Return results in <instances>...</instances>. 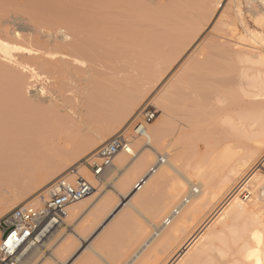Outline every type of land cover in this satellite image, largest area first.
I'll list each match as a JSON object with an SVG mask.
<instances>
[{
	"label": "bare ground",
	"instance_id": "1",
	"mask_svg": "<svg viewBox=\"0 0 264 264\" xmlns=\"http://www.w3.org/2000/svg\"><path fill=\"white\" fill-rule=\"evenodd\" d=\"M136 1L0 0V178H7L9 181L11 178L23 182L20 186L21 191L17 190L16 193L15 191L12 193L14 195L11 201L13 204L9 203L6 207L2 203L1 211L18 207L19 203L23 204V201H20L22 195L30 187L37 191L32 196L34 198L26 204L45 203L51 188L47 189L49 183L64 172L79 155L89 153L93 154L92 158L98 156V152H95L102 146L104 136L90 137L88 134L87 138V136L76 137L72 134L80 127L79 125L85 124L83 120L86 119V113L94 109L105 112L117 111L115 124L121 126L128 115L145 98L155 73L154 71L153 73L147 72L146 68L145 71L143 65L141 66L143 70L140 67L137 68L135 64L141 61L142 57L147 56L146 47L149 41L150 47L154 46L151 42L153 38L148 39L147 34L141 35L144 34L142 32L141 34L134 33V37L128 35L123 28L126 26L123 17L127 14L126 16L131 18L129 7L132 4L135 7L132 5L133 9L130 7V10L134 11L143 4L138 2L151 3L155 0ZM231 2L233 3L232 0L228 2L227 0L195 1L197 13L212 12L215 15L222 9V14L227 18L235 12L238 17H241L240 26L234 23L233 26L231 23L232 28L230 25L228 27L230 29L221 32L219 37L217 34L216 42H212L213 38H209L206 40H210L211 44L203 43L190 48L187 60L182 64H177L170 82L165 83L166 85L161 89L163 98L161 97L160 105L162 104L161 108H163L160 110L162 117L160 116L159 122L154 127L152 124H148V127L144 126V132L135 144L137 150L133 149L130 154L124 152L118 154L109 169L111 173V171L123 168L130 160H139L138 155L140 156L141 151L143 155L146 150L155 152L157 147H164L170 135H172V140L179 141L184 136H189L190 133L196 132L203 135L218 124H225L246 134L249 133L255 137V142L250 146H245V158L231 166L229 170L218 166L228 155L226 153L229 147L225 148V151L221 150L220 154L219 151L215 153L210 149L209 157L206 155L208 160L204 158L206 162L200 159L201 162L194 164V175L191 178L184 183L179 180L180 182L175 183L174 188L172 186L173 190L169 188L174 191L172 197L179 199H176L178 203L168 215L165 211V204L162 206L165 208L158 209V214L166 212L163 221L159 224L155 219L144 218L147 225L154 231L145 240L146 242H143L142 246L130 256L131 258L123 262L125 264L146 263L144 254L150 255L159 246L162 248L167 242L178 239L193 219L195 221L201 219L202 216L197 215L198 209L204 207L207 199L213 201L211 204L214 206L224 197L228 200L226 202L223 200L219 204L218 210L205 226L206 231H209L213 225L217 226H213L211 228L213 230L207 234L198 235L195 239L206 241L203 244V250L214 248L219 250L215 242L220 243V246L224 244L232 250L233 259L228 264H264V173L262 172L264 171V160L261 172L255 170L243 177L244 171L251 164L264 158V32L249 26L242 13L243 1L236 4V11L233 10ZM244 2L246 12L253 18L254 24L261 25L262 29L264 0H244ZM124 19L127 18L124 17ZM151 37L155 38L152 34ZM150 51H154V48ZM157 51L159 52V49ZM151 55L153 56L150 53L149 59ZM142 61H145L144 58ZM118 66H129L127 68L130 72L127 73L129 78L126 72H123L126 74V79L133 81L129 84L130 88H128L127 81L125 82L126 87L125 84H119L120 81H116L118 85L114 84L115 81L113 82V86L115 85L113 89L109 88L108 84V87L105 86V76L111 78L112 74V71L110 74L108 71L114 68L117 70ZM157 68L158 66L156 71ZM101 74L105 81L103 84L98 82V75ZM125 77L121 78L122 83ZM35 82L45 84L38 90L35 88ZM109 82L112 84L110 79ZM235 88L239 98L234 94L231 98H237L238 102L233 105L234 107H232L234 103L228 107L226 102L230 99L228 101L227 98ZM169 95V104L173 99L172 105L165 101ZM170 116H172L171 121ZM85 122L87 125V121ZM171 122L173 132L170 134L169 123ZM88 124L90 125V122ZM87 130L90 131L88 128ZM176 143L172 145L175 146ZM197 153V156L203 154L200 149ZM141 159L139 164L143 170L142 165L146 163V160L143 158L144 162L142 159L141 164ZM218 159L220 161L217 163ZM160 160L162 161L159 165L156 168L151 167L148 173L134 183L133 187L129 183L127 188H131L126 192L123 188L124 185L126 189L124 177L122 185L124 194L121 198L129 200L126 205L140 206L153 199L160 191L163 180L170 178L171 173L177 172L179 161L177 152L168 161L162 157L159 158ZM33 163L40 164L44 169L37 168L38 165L31 166ZM215 165L219 167L218 170ZM40 171L46 174H40L41 176L38 174L34 177L33 174L31 175L32 172ZM191 171L193 172V167ZM27 173H30L29 177L26 176ZM156 173L160 175L157 176ZM72 175L71 172L65 178L71 179ZM105 175L107 174L104 173L101 177L95 178L100 185L92 184L93 192L90 196L67 208L64 222L40 246L27 250L22 264H28L29 259L35 256L38 249L44 247L46 251L50 250L54 235L58 231L61 232V228L69 227L71 219L79 217L93 205L94 200L102 191L101 185ZM81 177L84 178L82 174ZM192 178L198 179V183H195ZM122 179L119 180V184H122ZM129 179L128 182L133 184V180ZM178 179L173 180L171 185L178 182ZM30 180H33L31 184ZM166 182L168 183L167 180ZM186 185L191 190L189 189L190 192L184 197ZM243 191L251 193L250 198L245 199V201L250 200L248 204L238 198ZM253 193L255 194L254 199L252 198ZM199 197L200 200L201 197L205 200L197 203ZM180 198L181 201H178ZM172 200L175 204L174 199ZM169 206L167 209L170 208ZM175 211L177 212L174 213ZM201 211H204L203 208ZM202 214L203 212L200 215ZM197 216L199 217L196 219ZM169 219L171 222L165 223ZM195 239L183 247L184 252L179 250L168 264L183 263ZM232 245H238V248L235 250L231 247Z\"/></svg>",
	"mask_w": 264,
	"mask_h": 264
},
{
	"label": "rangeland",
	"instance_id": "2",
	"mask_svg": "<svg viewBox=\"0 0 264 264\" xmlns=\"http://www.w3.org/2000/svg\"><path fill=\"white\" fill-rule=\"evenodd\" d=\"M195 1L196 0H155L151 3H149L148 1L138 2V3H143L142 6L138 8H137L138 3H136L137 9H135L134 11L130 10V7L132 5L133 7H135L134 4H132L129 7V13L132 14L131 18L129 19V16L127 17L126 14L124 17L127 18L126 19L127 21L129 20L127 22L123 17L124 23H126V26H123V28L128 32V35H133L134 37V33L137 34V32H139L141 34L142 32L144 34L141 35L147 34L148 39L152 40L151 38H153V41L151 42L154 44V46L151 45L152 48L149 45L150 41L147 44V47L146 44L144 43L145 47L149 50L148 51L146 49L147 56L142 57V59L144 58L145 61H142V59H140L141 61L135 64V67L137 66V68L138 67L141 68V66L143 65V69L145 70L146 68L147 72L151 71L153 73L154 71L155 76H153L152 78V84L149 86L145 98L139 103L138 107L128 115L124 124H122L121 126L119 125L117 126L115 124L116 115H118L117 111L112 110L113 112H105L104 110L98 111L94 109L95 111L94 110L91 111L89 109L90 114L89 112L86 113L85 114L86 119L83 120L85 124H86L85 121H87L88 126L85 124L83 125L81 124L82 126L79 125L81 129L79 127L78 129L80 130L77 129L75 130V132H72L74 136L79 137L83 135V136H87V138L89 137L88 134L90 135V137L96 135L104 136V142H103L104 144L106 141H108L109 139H111L112 137L118 134H122V133H125L126 135L132 134L133 128L136 124L143 123L146 127H148L149 125L144 123L145 114L148 112L156 113L155 119L152 121V123H150L152 124L153 127L159 122L160 116L162 117V112L160 110H162L163 108V107L161 108L162 104L160 105V102L162 101L161 89L167 84L168 81L170 82V79L172 78L174 72V68L177 66V64L178 65L182 64V62L187 60L189 56L190 48L191 47L194 48L195 46L197 47L198 45H202L203 43L211 44L212 42H216L217 34H219L218 35L219 37L221 32H224L225 30L232 28V25L234 26V24L240 26L239 19L241 17H238V15L235 12L234 14L232 13L230 15L231 17L229 16L230 18L228 16L226 18V16L222 14V9H220L219 12L216 13L215 15H213L212 12H206L205 14L197 13L195 11ZM232 1L233 3L231 2L230 4L233 5L232 8L234 11H236V7H235L236 4L242 3L243 1L244 5L243 4L241 5L243 11L242 13L244 14L243 17L245 18L249 26L252 29L258 31L263 30L262 32H264V26H262L261 29V25L258 26L254 24V20L251 17V15H249L246 12L244 0H232ZM131 9L133 8L131 7ZM229 26L230 28H228ZM130 31H134V32L131 33ZM151 34L155 36V38L151 37ZM209 38H213L212 42L210 40L208 41L206 40ZM139 39L141 38L139 37ZM148 46L151 50L154 48V51H156V53L154 54V51H150ZM157 46L158 48H156ZM167 48L169 49V52ZM157 49H159V52L162 55L159 54ZM163 50H165L166 52ZM150 53L153 54V56L151 55L149 59L148 56ZM139 63L141 64L139 65ZM161 63H163V65ZM151 65L153 67H151ZM148 66L150 70L148 69ZM157 66L158 68L156 71ZM120 67L118 66L117 70L114 68L115 71L113 69L108 71L109 74L112 71L113 75L111 74V78L109 75H108L109 77L105 76V78L102 76V74L98 75V80H99L98 82L100 84L101 83L103 84L105 82L104 80H106L105 86H107L108 84L109 88L111 87V89L115 88L114 87L115 85L113 86L114 81H115L114 84L116 85H118L116 81L117 82L120 81L119 84L122 85L125 84L124 85L125 87H126L125 82L127 81L128 82L127 85L129 86V84L133 82L131 81V79L129 80L126 79L125 77L127 73H130L129 69L127 70L129 66L128 67L125 66L126 69L124 66H120ZM123 71L126 72V74ZM115 74H117V76ZM127 76H128L127 78H129L128 74ZM122 77L123 78L125 77L123 83H122L123 79H121ZM109 79L112 81V84L111 82H109ZM44 84H45L44 82L34 83V85L36 86L35 88L38 90H40ZM130 87L131 85L128 88ZM230 93H231L229 94L230 98L229 96L227 98L228 101L229 99L230 101L226 102V106L228 104L229 107V105L234 103L232 104V107H234L233 105H236V102H238L237 98H239V95L236 92V88L232 90V92ZM233 94L237 98L235 99L234 97L231 98ZM168 99H170V95L167 97V100L164 99L167 102V104H169ZM170 101L173 102V99H171ZM171 102L169 105H172ZM170 115H172V113ZM96 119H98V121ZM171 119L172 116H170V121ZM88 122H90V125L88 124ZM114 124L115 126H113ZM172 125H173L172 122L171 124L169 123L170 134L173 132ZM218 125H216L215 127L213 126V128L210 131L205 132V134L203 135H201V133L199 134L196 132L190 133V135L187 134L189 136L186 137L184 136L181 140L179 141L177 140L178 143H176L177 142L176 140L174 139L172 140V135H170L168 138L169 140L168 142L170 143L167 142L166 143L167 145L165 144L166 146L164 145V147L161 146L159 148L157 147V149L155 148L157 151L155 150L154 152V150L152 151L146 150L143 153V155H141L142 151L139 152L140 156L138 155V157H140V159L145 158L146 163L148 160V163L146 165L143 159L144 162V164L142 165V168H144L143 170H141L139 164L140 159L139 160L134 159L136 162H134V160L132 161L130 160L128 164L123 166V168L117 171H111V173H110V169L108 168L107 169L108 171L107 170L105 171V174L107 175L103 177L104 181L101 179L103 182L101 185L102 191L100 192V195L96 197V200H94L93 205H91L82 214L80 215L78 214L79 217L77 216V218H74V220L71 219V225L69 227L67 228L64 227L65 229L61 228L60 230L62 231L61 232L58 231V233L55 234L54 237L52 238V241L50 243V250L46 251L44 247L38 249L37 250L38 252L35 254V256L29 259L28 264H125L123 262L124 261L126 262V259L127 260L130 259L131 258L130 256L134 254L138 250V248L142 246L143 242H146L145 240L149 238L154 231L151 227L147 225V223L145 222L146 220H144V218L146 219L148 217L155 219L156 223L159 224L160 221L161 222L163 221V218H165L164 216L165 213L168 212L166 213L168 215L178 203L176 199L179 198L172 197L173 196L172 192H174L172 190L174 188L175 183H179L180 182L179 180H181V182L184 183L187 179L191 178L194 175L193 174L194 166L196 165V163L198 164L199 162H201V160L202 162H206L204 158L208 160L207 156L208 153L209 154L211 153V151H215V153H217L216 151H219L220 154L221 150L224 149L225 151V148L227 149L228 147H229V151L228 153H226V155L227 154L228 155L225 157V159L221 161L220 164H218V166L225 168V170H229L231 166H233L234 164L245 158L244 148L245 146H250L254 144L255 137H252L249 133L246 134L241 130L231 128L225 124H221L219 126ZM87 128L90 129V131L87 130ZM137 140L138 137L133 141V149H136L135 144ZM172 143L173 144L176 143V145L174 146L172 145ZM206 146L209 147L206 148ZM202 148L205 152L202 150ZM198 149L201 150V154L203 153L202 155H198V156L196 155ZM98 150L95 153H97ZM176 152L179 159V161L177 160L178 161L177 172L175 171L171 173L172 175H169L170 178L167 177L165 178V180H163L161 184L162 186L160 185L159 188L160 191H158V193L155 196L156 198L154 197L155 199L153 198L145 202L143 205L140 206L135 205L136 208L134 207V205H130V204L126 205L129 200H123L121 198L124 192L128 191L131 187H133L134 183H137L143 175L148 173L149 169L158 163L160 157L164 158L165 160L167 159L168 161V159H171V157ZM219 154L217 156H219ZM222 156H225V154H222ZM92 157L93 154H89V153H82L81 155H79L74 160V162H72L64 170V172H62L60 175H57L56 178H54L52 182L49 183L47 189H49L59 178L65 177L67 174L71 172L72 173L79 172V175L81 176L82 174V176H84V178L87 179L91 184L93 185L95 184L97 186L100 185V182L95 179V177L92 175L90 170L89 164H91L92 161L97 158V157L95 158ZM142 159H141V164H142ZM263 160L264 158L259 159L255 164H251V166H249L244 171L243 177H245L249 173L254 172L255 170L261 172ZM218 161H220V159L217 160V163ZM32 165L33 166L38 165L37 168L44 169L40 164L33 163L31 164V166ZM166 165H168V163ZM43 166H45V164H43ZM192 167H193V172L191 171ZM215 168H217L218 170L219 167L215 165ZM262 172L264 173V171ZM108 173L111 175H109ZM38 174L45 175L46 173H44V171L31 173L33 177L36 175L38 176ZM173 174L176 176H174ZM29 175L30 173H27L26 176L29 177ZM156 175L159 176L160 174L156 173ZM124 177H125V182H124ZM126 178L128 179L130 178L129 180L132 179L133 184H131L130 181L128 182V179ZM196 178L195 179L192 178V180H194L195 183H198L199 180ZM6 179L0 178V200H1L0 217L10 212V210L14 209L12 207L6 211L2 210L3 211L2 212L1 208H3V206L1 204L3 203V205H6V207L7 205H9V203L13 204V202H11L12 199H14L13 198L14 195H12V193H14V191L16 193L17 190L21 191L20 186L23 183L21 182V180L17 181L16 179L10 178L9 181V179L7 180ZM68 179L70 181H75L77 177L72 175V178L71 179L68 178ZM120 179H122L121 180L122 184H119ZM169 179L172 180L169 181ZM176 179H178L177 180L178 182H174V184L171 185L172 181L173 180L175 181ZM26 180L29 181V179ZM166 180L168 181V183L166 182ZM32 181L33 180H30L29 183L31 184ZM123 182L126 184L125 185L126 189L123 185ZM129 183L131 187H129L128 189L127 185L129 186ZM122 185L125 190L124 192H122L123 190ZM119 186H121V188ZM169 188H172V190L171 189L169 190ZM189 189H190L189 186L186 185V190H185L186 192L184 194V197L190 192L191 189L190 190ZM36 191L37 189H34L33 187L27 189L23 193L22 199L20 200L23 201V204L19 203L18 207L32 200L34 198V197L32 198V196ZM243 192H241L238 195V198L243 203L248 204L250 200L245 201V199H243V195H242ZM171 197L172 199H174L175 204H173V200L171 199ZM225 198L226 197L220 199V201L216 203L214 206H212L213 204H211L213 201L207 199V203L205 202L204 203L205 205L203 204L204 207H202L204 211L206 210L205 213L204 211L200 212L202 208L198 209L199 212L197 215H199L200 217L202 216L201 219L200 218L197 219L199 216L196 217L198 222L197 220L195 221L193 219V222H190V225L188 224L189 227H187L186 231L182 233V235L178 239H175L174 241L172 240V242L170 241V243L169 242L166 243V245L168 244L167 247L165 244L163 245V247L165 246L164 248L163 247L160 248L159 246L155 252L150 253L151 256L148 254L149 258L148 255L146 256L144 254V256L147 258V261L146 258H144L146 263H144V261L143 263L168 264V262L178 253L179 250H182V252H184L183 247L187 246L198 235H202L203 233L207 234L209 231L213 230L211 228L213 226L216 227L217 225H213L209 229V231H206L205 226L212 219L215 212L218 210L219 204L223 200H224L223 202H226L228 200V199L226 200ZM252 198L253 199L255 198V194ZM198 199H199L198 201L196 199L197 203H199V201L201 202L205 200V198L203 197H201V200L200 197ZM178 201H181V198ZM192 202L194 203V201ZM44 204L45 203L39 205H33V204L30 205L41 207ZM163 204H165L166 206V210H165L166 212H161L159 213L160 216H158L159 215L158 209L165 208V206L162 207ZM168 205H170L169 206L170 208L167 209ZM197 207H201V206H197ZM137 212H139V214ZM202 212L203 214L200 215ZM205 242L206 241L204 242L203 240L197 241V239H195V241L191 244L190 247L191 250L189 251L187 256L183 259V263L180 264H228V262H230L233 259L232 250L225 247L224 244L220 246V243L215 242L219 250L217 248L216 249L214 248L212 250L209 249L203 250L202 247ZM231 247H233V249L236 250L238 248V245L235 246L232 245ZM138 264H142V263H138Z\"/></svg>",
	"mask_w": 264,
	"mask_h": 264
},
{
	"label": "built area",
	"instance_id": "3",
	"mask_svg": "<svg viewBox=\"0 0 264 264\" xmlns=\"http://www.w3.org/2000/svg\"><path fill=\"white\" fill-rule=\"evenodd\" d=\"M155 117L154 112L146 113L144 123H152ZM144 126L143 123L136 124L132 134H118L106 141L100 147L96 160L89 164L92 175L101 177L113 165L118 154H130L133 141L144 132ZM72 174L77 177L75 181L62 177L51 186L43 206L24 204L0 217V264H22L27 250L40 246L64 222L67 208L92 194V184L78 172ZM242 195L248 200L251 193L244 191ZM170 222L169 219L165 223Z\"/></svg>",
	"mask_w": 264,
	"mask_h": 264
}]
</instances>
